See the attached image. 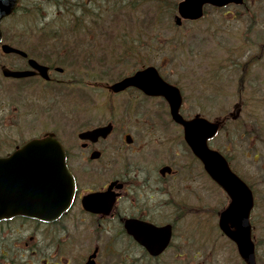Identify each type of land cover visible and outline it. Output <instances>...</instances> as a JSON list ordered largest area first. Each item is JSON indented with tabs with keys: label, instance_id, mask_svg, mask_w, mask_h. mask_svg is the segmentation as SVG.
Listing matches in <instances>:
<instances>
[{
	"label": "flooded vegetation",
	"instance_id": "obj_1",
	"mask_svg": "<svg viewBox=\"0 0 264 264\" xmlns=\"http://www.w3.org/2000/svg\"><path fill=\"white\" fill-rule=\"evenodd\" d=\"M53 2L21 0L19 10L34 9L42 13L45 5ZM80 2L55 0L53 14L82 12L80 6H87L89 0ZM221 14L236 16L231 8ZM52 27L64 28L55 24L10 22L2 29L0 45L6 43L26 55L0 52V264H223L214 247L220 243L221 236L218 235L215 243H209L213 232L202 228L195 212L187 210L207 207L213 204L212 200L191 201L188 197L192 191L181 183L172 189L175 195L181 191L183 194L171 200V177L175 178L177 171L171 174V118L167 111L164 114L158 111L166 110L160 103L164 100L147 96L136 88L118 93L105 87L104 91L96 88L91 73L79 71V60L91 61V54L96 51L93 47L98 41L94 34L70 30L72 39L66 42L73 50L64 57L54 44L34 42L33 37L40 40L44 35L53 34ZM217 35L211 33L209 37ZM22 37L24 41L20 40ZM238 47L232 50L236 55L220 59L226 58L231 64L242 63V69L257 59H264L248 56V51L240 54ZM31 60L46 67L48 79L43 78ZM63 64L68 71L73 69L77 78L83 76L82 85L78 80H63L60 70ZM3 68L30 74L6 77L2 74ZM219 74L227 79H239L230 67L215 77ZM205 84L210 86V82ZM213 91L218 92V87ZM96 95L100 98L97 108L110 112L107 120H93L95 115L91 110L96 108ZM143 105L151 118L140 113L134 121L112 119L116 111L125 109L136 113ZM57 107L67 110L53 119L51 112ZM37 119L41 126L38 131ZM107 123L112 125L107 136L79 135ZM69 127L75 129L69 130ZM49 132L63 147L75 189L68 208L63 211L60 210L62 193L45 188L35 195L30 205L42 208L37 217L27 214V196L31 199V182L37 178L31 176V167L26 169V155H14L27 143L45 139ZM127 135L131 136L129 142ZM227 159L234 168L228 156ZM28 164L31 166L32 161ZM201 177L204 181L198 185L200 190L210 187L219 190L203 170ZM166 235L167 242L160 248Z\"/></svg>",
	"mask_w": 264,
	"mask_h": 264
},
{
	"label": "rangeland",
	"instance_id": "obj_2",
	"mask_svg": "<svg viewBox=\"0 0 264 264\" xmlns=\"http://www.w3.org/2000/svg\"><path fill=\"white\" fill-rule=\"evenodd\" d=\"M82 3V0H80ZM113 1V0H111ZM164 1H169L171 3H173L175 0H162L163 4H166ZM177 1V0H176ZM246 7H253L255 8V12L257 13V17L259 19L258 23L256 24V27L253 29V32L251 33V37L253 40L256 39H264V0H246ZM80 7H84L80 6ZM55 0L53 3H48L45 5L43 11L41 14L39 13H34V12H20L18 13L13 20L11 21V23H17V24H43L46 23L50 20H55L54 17H59L58 14L52 15L54 13V9H55ZM169 6L166 7L167 10H169ZM240 9V8H239ZM88 11H90V9L85 10L84 13H87ZM83 12V11H82ZM73 18H76L77 21V17L72 15ZM51 17V19H50ZM220 18V19H219ZM219 22L221 24H216L213 28H217L221 30V37L222 40L219 43V45L223 48L227 45V43L230 44H238L239 41V37H243L245 36V29L247 28V26L250 25V17H248L247 15H243V16H238L236 17V19L230 20V22H225L222 20V17L219 15ZM211 20H217V17L215 15H211L210 16ZM230 24V26H227L228 24ZM80 24V23H79ZM164 24V23H162ZM85 25H87V23H85ZM192 27L190 28H186L187 30L184 32L186 39L185 44L181 47V48H175L174 51H171V65L170 66H163V68L165 69V73L166 74H170V79L172 81H175L176 77H180L182 82H183V86L186 89V94H187V99L185 100L184 103V111L186 112L187 115L191 114L193 111L195 110H200L203 111V113L208 114V115H212L216 112L217 108H213V106L209 107V108H201L199 101L200 98L196 96V94L200 93V90L204 91L206 88L205 86H207L205 84V81H199L198 85H194L193 90H191L190 84L185 83L186 80H184L186 77H190L188 76L189 72H201L200 74L202 75V73L205 72H214L215 70L219 69V70H226L228 68L227 64L225 63H221L219 65H215L214 61L220 62L223 59H220L222 57L225 56H230L231 54L228 52H223L222 49L219 48V52L215 49L212 53L214 56L220 57V58H214L212 60H208V59H204L203 55H202V49L205 46L202 39V35H198V30L199 29H204L205 27V23L204 22H200L197 25H191ZM228 34H232L233 36L230 37L227 41V36ZM59 35V34H58ZM60 41L58 39V36L56 37L53 34H49V35H44L42 37H40V40L37 38L35 39V37H33L34 42L39 45H49V44H54L57 49L60 51L62 50V44L60 42H63V38L61 37V35H59ZM22 41L23 37L20 39ZM104 40L101 41V43H103ZM106 42L109 43V47L111 48L113 47V50L115 52H120L122 50H124L125 48L129 50V55L132 54L131 50H132V46L129 44V40L128 39H124V40H120L119 38H116V35L113 33H107L106 34ZM60 43V44H59ZM214 45L213 43L210 42L209 47L211 48V46ZM150 47V46H149ZM222 51V52H221ZM166 54H169L168 52H165ZM164 53V54H165ZM162 55V54H157L154 57H144V55L142 56L141 61H150V62H154V61H159L157 60V58ZM104 59V58H103ZM129 56L119 60V61H127L125 62V64H122L123 66H125L126 68H133L134 67V60H128ZM167 60V59H165ZM121 67V66H120ZM234 70V69H231ZM256 71L257 69H251L249 74H248V83H249V87L246 90V96L247 99L251 98V97H255L254 95L251 94L252 90L255 89H259V93L257 94V98L256 100H264V78L257 81L254 76L256 75ZM97 75V73H96ZM112 74L109 73V76H111ZM218 81L222 84V82L220 81V78H218ZM214 82L211 81L210 85H212ZM204 88V89H203ZM232 92H226V95L223 96L221 95V100L222 102H229V101H233L235 100V97L231 94ZM192 94V96H190ZM220 98L218 97V99L220 100ZM219 102V101H218ZM96 106L95 109L91 110V113H94L95 118L93 119L95 122H98L100 120L106 119L110 117V112L108 110L105 109H98L97 106V101L94 104ZM221 107V106H219ZM66 108H68L66 106ZM66 108H60L57 107L54 109V111L51 112V117L53 119H58L59 118V114L61 112L66 111ZM131 110V109H130ZM138 114H140V112H132V111H127L125 112V109L122 111H116L112 114V117L116 120L119 121L121 119L125 120V121H134L137 119ZM255 114H257V119L259 121H263L264 122V107L259 108V111H255ZM141 115V114H140ZM71 118H67L66 121L70 120ZM264 125V123H263ZM172 128H174V126H171ZM130 128V127H128ZM38 129H41V126H39L38 124V119L36 122V131H38ZM69 130H74L71 127L68 128ZM175 129V128H174ZM117 134V133H116ZM225 135L222 134L218 137L217 142L221 143L223 142ZM235 147H236V151L233 154L236 156V163H238L239 165V170L242 174H246L247 177H249V179H253L256 178L259 175V164L262 162L261 160L257 161V162H252V160L248 157H245L243 155V149L246 148V143L243 141H235L234 142ZM172 145V144H171ZM184 150L181 147V145L177 144L175 146H171V166L175 167V166H180V163L184 162V158H185V154L183 153ZM264 162V161H263ZM199 173V175H198ZM194 177L196 179V181L198 182V184L203 183L204 178L201 177V173L199 171V169H194L193 171ZM200 176V177H199ZM203 180V181H202ZM191 182H195L194 180ZM184 183L187 184V186H189V182L188 180L184 177L183 182H181V184L184 185ZM171 184H173V182H171ZM264 184H260V187H264ZM176 189V187H174V190ZM189 190H191L190 187H188ZM191 196L190 198L188 197V199H190L191 201H194L196 199H204L205 196L209 197L207 191H196L195 189L191 190ZM203 192V193H202ZM205 193V194H204ZM182 199V198H181ZM206 199V198H205ZM220 201L221 198H219ZM187 201V200H184ZM189 201V200H188ZM217 204L214 203L212 205H210L208 207L210 212H215L217 209ZM215 219L213 216H204L201 221L199 222V225L202 228H207L211 223H214Z\"/></svg>",
	"mask_w": 264,
	"mask_h": 264
},
{
	"label": "water",
	"instance_id": "obj_3",
	"mask_svg": "<svg viewBox=\"0 0 264 264\" xmlns=\"http://www.w3.org/2000/svg\"><path fill=\"white\" fill-rule=\"evenodd\" d=\"M243 0H182L178 4V14L182 18L196 19L202 15L204 4H211L216 7H222L229 3L241 4ZM16 0H0V18L9 14ZM180 17H176V23H180ZM10 51L9 47H4ZM128 85H134L142 88L145 92L151 94H162L170 105V112L173 120L183 125L184 138L191 147L194 154L205 163L210 175L219 183L231 198V203L222 214L220 225L223 231L237 244L238 251L246 264H256L253 252V243L250 239V225L248 222L249 211L253 205L252 196L247 186L237 178L230 170L224 158L217 152L208 150L206 140L217 130V124L209 123L205 119L194 118L185 121L179 114L181 103L180 93L172 85L165 84L159 77L156 69L152 66L137 72L134 76L126 78L111 86L114 91H118ZM106 130V129H105ZM95 135V130L86 133ZM39 145L41 143H38ZM62 153H60V159ZM63 192L64 198L70 192V177L65 173ZM234 226L235 230H230L227 223Z\"/></svg>",
	"mask_w": 264,
	"mask_h": 264
},
{
	"label": "trees",
	"instance_id": "obj_4",
	"mask_svg": "<svg viewBox=\"0 0 264 264\" xmlns=\"http://www.w3.org/2000/svg\"><path fill=\"white\" fill-rule=\"evenodd\" d=\"M167 6L174 8V5L169 1H164ZM147 6L152 11V17L149 25L158 24L160 26H169L170 15L162 0H148ZM171 9V8H169ZM92 18V17H91ZM79 19H84V16H80ZM164 23V24H162ZM171 38V37H170ZM261 194L257 196V208L264 209V199L260 198ZM263 203V204H262ZM264 223V220H256L255 224Z\"/></svg>",
	"mask_w": 264,
	"mask_h": 264
},
{
	"label": "bare ground",
	"instance_id": "obj_5",
	"mask_svg": "<svg viewBox=\"0 0 264 264\" xmlns=\"http://www.w3.org/2000/svg\"><path fill=\"white\" fill-rule=\"evenodd\" d=\"M67 22H68V20H66L63 23H58L57 25H65V23H67ZM42 25H45V23H43ZM45 28H47V27H45ZM78 30H80L81 33H85L86 31H88L89 33H93L94 31H98L102 36H104V42L100 43V45H104L103 49H107L110 45L109 43L106 42V34L107 33H113L116 35V31H114V30H111V31L104 30L101 23H99V22L96 23L94 26H92L91 30L82 29L81 27ZM63 42L65 43L64 48H66L68 46V43L66 41H63Z\"/></svg>",
	"mask_w": 264,
	"mask_h": 264
}]
</instances>
